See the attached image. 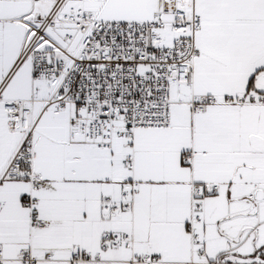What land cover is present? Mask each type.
Returning <instances> with one entry per match:
<instances>
[{
	"label": "snow or ice",
	"instance_id": "6c2138e0",
	"mask_svg": "<svg viewBox=\"0 0 264 264\" xmlns=\"http://www.w3.org/2000/svg\"><path fill=\"white\" fill-rule=\"evenodd\" d=\"M0 264H264V0H0Z\"/></svg>",
	"mask_w": 264,
	"mask_h": 264
}]
</instances>
